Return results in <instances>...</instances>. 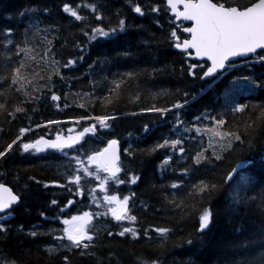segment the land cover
<instances>
[{
	"label": "trees",
	"instance_id": "16d2710c",
	"mask_svg": "<svg viewBox=\"0 0 264 264\" xmlns=\"http://www.w3.org/2000/svg\"><path fill=\"white\" fill-rule=\"evenodd\" d=\"M137 2L144 4L146 0H0V29H14L11 50L0 47V104L4 105L0 109V150L20 135L21 127L26 129L21 140L31 143L42 138L55 140L57 134L63 138L75 136L83 131V127L93 124L99 130V134H85L77 145H73L75 151L43 147L40 152L35 148L23 152L14 145L6 158H0V184L10 187L19 197V203L8 214L10 218L6 222L11 231L7 235L0 233V260L14 259L17 264H64L62 257L68 256L70 264H152V261L156 264H245L252 256L264 251V217L260 215L264 206L261 191L264 189V89L250 90L243 82L230 87V82L238 75L264 79V65L255 62L254 58L248 63L236 60L217 80L190 77L187 75L189 66L205 62L187 59L186 54L169 46L175 41L169 33L176 31L181 41L186 37L182 32L186 25L175 23L173 17L170 21V15L161 13L158 26L153 20L156 13L139 16L131 11ZM237 2L246 4L248 0ZM64 3L84 19L75 21L62 12ZM45 7L47 14L43 12ZM33 8L40 11L32 12ZM25 9L29 11L20 16ZM94 13L107 17L104 24L95 20ZM120 18L138 28L93 41L84 34L87 31L91 35L93 25L105 26L109 21L116 25ZM29 21L33 27L28 30L25 40L24 30ZM16 40L24 41L23 46L30 49L27 55L16 54ZM6 43V40H0V44ZM78 44L83 45V50L77 47ZM99 57H103L102 62L94 63ZM70 58L74 59V64L69 68L62 67ZM56 60L61 61L63 79L55 75L53 61ZM13 68L19 69L15 85H12ZM153 69L162 71L149 76ZM191 70L202 74L199 67ZM129 72L140 75L129 77L120 89H116L114 81L121 79V73ZM49 87L58 100H51ZM177 89L181 90V102L185 99L183 93H189V103L179 110L173 109L166 121L158 120L155 113H139V108L153 103L161 106L174 103ZM226 90L232 101L247 107L235 114L228 108L225 125L214 126L202 117L205 111L212 115L225 111ZM138 91L139 97L136 96ZM151 93L157 94L155 100L151 99ZM36 96L41 99H33ZM16 106L24 107L25 112L8 116L7 113L14 112ZM133 111L138 114L130 115ZM177 111L181 120L177 125L179 135L189 137L181 145L185 152L178 156L175 155L177 150L170 148L151 154L141 152L170 134ZM104 114L118 117L109 122L107 129H99L98 123L90 120L77 122L80 116ZM197 117L201 119L197 120ZM145 124L149 126L148 132L143 131ZM184 127L189 131L184 132ZM213 128L243 134V146L230 150L228 145L236 143L234 138L214 136ZM109 139H116L120 146L119 175L124 180L129 175L139 177L135 184L108 182L107 190L101 192L98 190L100 181L94 175L85 176L83 170L79 172L80 195L52 183H65L69 172L80 167L72 159L75 156H80L83 167L95 173L96 169L88 164L87 155L102 149ZM130 146L131 156L125 152ZM201 150L209 163L197 167L192 164L191 156ZM216 155L222 156V161L215 160ZM166 156L171 159L162 172L159 165ZM239 163H244L245 168L236 179L244 176L249 183L239 190L234 181L232 189L225 187L223 193L213 196L209 204L208 194L198 191L200 181L223 185L226 173ZM172 183H177L178 188L172 189ZM44 184H48V188ZM249 188L254 190L249 191ZM103 193L117 195L120 199L128 195L129 215L136 216V221L112 220L101 204ZM225 194H229L230 199L233 196L253 199L249 204L233 206L226 204ZM53 198L58 201V206H51ZM68 199L73 203L68 204ZM209 206L211 225L202 234L197 233L199 215ZM61 207L64 212L60 211ZM84 211L92 214L87 229L93 235L94 243L88 242L89 248L80 255L79 250L59 247L60 243L67 245L68 242H57L53 236H63L62 219H70ZM42 212L48 219L41 217ZM57 216L59 219L53 220ZM118 224L134 228L137 237L133 239L129 234L126 237L109 236V231L121 230ZM19 226L23 230L17 232ZM157 227L170 231L164 234L152 231ZM51 228L56 229L51 235H26L31 230L41 233ZM145 229L148 235H145ZM188 239L193 240L191 245L186 242ZM49 247L59 250L49 253L46 250Z\"/></svg>",
	"mask_w": 264,
	"mask_h": 264
},
{
	"label": "snow or ice",
	"instance_id": "6c2138e0",
	"mask_svg": "<svg viewBox=\"0 0 264 264\" xmlns=\"http://www.w3.org/2000/svg\"><path fill=\"white\" fill-rule=\"evenodd\" d=\"M182 6L183 10H178ZM79 7V6H77ZM147 9V11H145ZM62 12L68 14L75 21H82L84 18L78 14L73 7H70L68 3H64L62 5ZM28 9H25L20 13V16H23L25 12H28ZM32 12H39L38 8H33ZM131 11L139 16L150 15L152 13H156L157 16L153 17V20L159 26V16L161 13L164 15H169V19L171 21V17H175L176 19H182L183 21L191 22V26L183 27V32L190 35V38L185 37L182 42H180V38L177 35L176 31H171L169 35L175 38L174 42H170L169 46L173 48H177L180 52L188 53L194 51L196 58L202 59L206 61L202 65L192 64L189 66L187 70L188 76H198L199 79L204 80L205 78H212L213 80L217 77H222L224 73L231 67L234 63L232 58H247L245 63H248L249 60L255 59V62L264 65V0H248L246 4H240L237 0H231V2H227V0H146L144 4L135 3L134 6L131 7ZM43 12L47 14L48 9L45 7ZM95 20L99 21L101 24H104V20L107 17L96 14ZM10 18V17H9ZM35 18V17H33ZM33 27L31 25V21L29 24L25 26L24 36L25 40L27 38L28 30ZM134 28H138L135 24H130L125 18H120L118 20V24L112 25L109 21V24L105 26L93 25L91 26V35L88 34L87 31H84V34L88 37L89 41L97 40L98 38H110L114 36L118 32H125ZM14 29H0V40H6V44H0V47H3L5 50L10 51L11 45H13L14 40ZM167 39V37H165ZM24 45V41L16 40L15 41V51L16 54L24 53L27 55L30 51ZM77 47L83 50V45H77ZM257 50H261L258 52ZM251 54V56H250ZM82 59V55L80 57ZM7 59V58H6ZM103 57H99L97 61L94 63H101ZM227 62V63H226ZM55 67V75L60 76L63 79V76L60 72L61 61L56 60L53 61ZM74 64V59L70 58L66 63L62 64V67L69 68ZM91 67V65H90ZM200 68L199 73L192 72V68ZM19 69H12V85L17 83V73ZM162 70L153 69L152 73H148L151 76L153 73H157ZM140 73L129 72V73H121V79L114 81L116 89H120L121 85L125 83V81L129 77H138ZM51 81V76L49 77ZM243 82L244 86L248 87L250 90L252 89H264V79H257L251 75H238L233 78L230 82V87L233 85L241 84ZM19 91V89H17ZM112 91V90H110ZM165 93L167 90H163ZM48 92H52V88H48ZM180 89L176 90L177 98L174 103L169 106H161L158 104H150L147 107L139 108V113H155L157 115V119L161 121L167 120V115L172 112L173 109L179 110L184 105L189 103L188 97L189 93L184 92L183 95L185 99L183 102L179 99ZM163 94V93H162ZM139 91L136 93V96L139 97ZM225 111L223 113H218L216 115H212L211 112L205 111L203 114V119L210 120L212 125H220L223 126L226 123V116L228 108L231 109L232 113H241L247 105L234 102L231 100L228 95V91H225ZM51 100L56 101L59 97L52 92ZM157 98L156 93H151V99L155 100ZM33 99L39 101L41 99L40 96L33 97ZM23 103V102H21ZM78 107H82V105H78ZM4 105L0 104V109H3ZM35 110V109H34ZM25 108L21 106H16L13 111H9L8 116L14 117V113H24ZM138 112L133 111L130 113L132 116H136ZM116 115L104 114V115H86L80 116L77 118V122L79 120H90L98 123L99 129H107L110 127V121L117 119ZM197 120L201 119V117H197ZM172 124L171 121H167ZM51 123H55V121H51ZM156 121H153L155 124ZM181 124L179 111L176 113V122L172 124L170 129V134L164 136L162 141H157L151 147L147 149H141V152H147L151 154L159 149H172L177 150L175 155H179L185 152V148L182 147L183 140L189 139L187 136L181 137L179 135L180 129L177 128V125ZM39 127V125H37ZM149 126L145 124L143 127L144 132H148ZM26 129L21 127L19 129L20 135L16 136L10 143H7L2 150H0V158H6V154L9 153L10 150H13V146L15 145L18 149L23 152H28L29 149L35 148L36 152L41 151V145L46 148L54 149L57 151H61L64 149H73V145H77L85 134L87 133H95L99 134V130L95 126V124L83 127L82 132H78L75 136H69L67 138L61 137L59 134L56 135L55 140H43L37 139L34 143L31 142H23L21 137L25 133ZM71 131V129H69ZM184 132H188L189 128L184 127ZM175 134L176 138H172V135ZM212 134L214 136H222L234 138L236 143H229L228 148L230 150H234L237 146H243L244 144V136L243 134H237L236 131H217L215 128L212 129ZM118 141L116 139H109L107 141V146L102 149L95 150L91 155H87V161L90 165H93L96 169V172L93 173L90 168L83 167L84 161L80 156H75L72 159L76 160L77 164L80 167L76 168L74 171L69 172L66 177L65 183H56L57 188L66 189L69 193H74L75 195H80L81 188V176L79 172L83 170L85 176H95L97 180L100 181L99 188L101 192L107 190L108 182H112L116 185L131 183L135 184L139 177L134 175H129L127 180L121 178L118 175L121 172V166L119 165V157L116 153V146ZM125 152L131 156L133 155V151L131 150V146L129 149H125ZM170 156H166L165 159L159 165L160 170L163 172L166 170L165 166L169 165ZM223 157L220 155L215 156V160L222 161ZM192 164L197 167L207 166L209 163L208 158L203 155V150L198 151L195 155L191 156ZM99 173H104L103 177L99 175ZM239 175L238 168L233 167L230 171L226 173L225 182L223 185H219L213 182H205L203 180L200 181L198 191L200 193H207L209 196V204L211 198L213 196H220L223 193V189L225 187L232 189L233 182L235 181V188L239 190H243L245 185L249 183L244 176H241L239 180H237V176ZM29 179H32L31 177ZM37 183H40L37 181ZM71 185H75L76 187L73 189ZM45 188H48V184H44ZM172 189H177L178 184L172 183L170 185ZM254 188H249V191H253ZM262 193H264V189H261ZM252 197H239L233 196L231 199L229 198V194H225V201L228 205H239V204H249L252 201ZM19 197L14 195L9 188L5 187L3 184H0V233L7 235L11 229L7 226V220L10 218L9 213L12 212L14 205H17ZM104 201L110 205L108 208V212L111 214L112 220L116 222L128 221L134 222L137 217L134 215H129L128 206L130 197L128 195H124L122 199H118L117 195H105ZM68 204H72L73 200L68 199ZM51 206H58V201L53 198L50 202ZM114 205V207H111ZM66 207V205H65ZM61 212H64V208H60ZM43 219H48L45 214L40 213ZM260 215L264 217V206L261 207ZM59 219V217H53V220ZM90 213L88 211H84L82 215H73L71 219H62L60 222L65 226L63 228V236L54 235L53 239L57 242H62L66 240L68 242L67 245L59 244V247H70L75 250H79L80 255H84L85 252L83 250L88 249L90 243H94L93 235L88 233V229L86 226L90 223ZM212 222V213L209 207H205L202 211V214L199 215V226L195 230L197 233L202 234L206 231ZM118 227L121 230L112 232L109 231L107 234L109 236H120L126 237V234H129L131 238L135 239L137 237V231L134 228L128 226H122L118 224ZM17 232L22 231V226L17 227ZM56 229L51 228L48 232L38 233L35 230L28 231L26 235L30 237H36L37 235H51L55 232ZM152 231L158 234H164L169 232L168 228L157 227L153 228ZM145 235H148V230L145 229ZM264 235V233H262ZM189 245L193 243L192 239H188L186 241ZM49 253H54L59 250V248L49 247L46 249ZM76 254L75 252L73 253ZM91 255V253H89ZM6 256V254H5ZM64 264H70V258L68 256L62 257ZM0 264H17L14 259H3L0 260ZM144 264V262H142ZM152 264H156V261H152ZM245 264H264V251L260 252L259 255L252 256L249 260L245 262Z\"/></svg>",
	"mask_w": 264,
	"mask_h": 264
},
{
	"label": "water",
	"instance_id": "95a60500",
	"mask_svg": "<svg viewBox=\"0 0 264 264\" xmlns=\"http://www.w3.org/2000/svg\"><path fill=\"white\" fill-rule=\"evenodd\" d=\"M178 10H180V11H182L183 10V8H182V6H180V8L178 9ZM170 15V14H169ZM173 19H174V22L175 23H181V22H184V23H186L187 25H188V27H190L191 26V22H189V21H183L182 19H176L175 17H173ZM184 33V32H183ZM185 35H186V37L187 38H190V35L189 34H187V33H184ZM183 41V40H182ZM181 41V42H182ZM173 50H175V51H177V52H180V50L179 49H177V48H173ZM258 52H260L261 50H257ZM181 53V52H180ZM183 54H186V58L187 59H190V60H194V61H197V62H206V61H204V60H202V59H198V58H196V56H195V53H194V51H191L190 50V52H188V53H183ZM250 56H251V54H250ZM233 60H234V62L236 61V60H246L247 58H240V57H237V58H232ZM227 63V62H226ZM205 79H207V78H205ZM204 79V80H205ZM43 140H47V139H43ZM107 146V144L105 145V147ZM116 153H117V155H118V157H119V161H120V146H119V143H117V146H116ZM119 161H118V163H119ZM244 166V163H240L239 165H237L236 166V168H238V170H240L242 167ZM119 175V174H118ZM5 187H7V188H9V190L13 193V191L11 190V188L10 187H8V186H6V185H4ZM14 194V193H13ZM15 195V194H14ZM18 203H19V200H18ZM17 203V204H18ZM14 206H16V205H14ZM14 206H12V207H14Z\"/></svg>",
	"mask_w": 264,
	"mask_h": 264
},
{
	"label": "rangeland",
	"instance_id": "374dc122",
	"mask_svg": "<svg viewBox=\"0 0 264 264\" xmlns=\"http://www.w3.org/2000/svg\"><path fill=\"white\" fill-rule=\"evenodd\" d=\"M43 149H41V151H42ZM89 164V163H88ZM90 165V164H89ZM90 166H92V168H95L93 165H90ZM95 189L97 190L98 189V186L96 185L95 186ZM98 190H100V188L98 189ZM106 194L105 193H103V195H102V205H103V207L106 209L105 211L111 216V214L108 212V208L110 207V205H108L105 201H104V196H105ZM118 197V196H117ZM118 199H120L119 197H118ZM111 207H114V205H112ZM82 213L83 212H81L80 214H76L77 216H79V215H82ZM90 213V212H89ZM90 217H91V219H90V223H91V221H92V214L90 213ZM71 219V218H70ZM69 219V220H70ZM90 223H89V225H90ZM89 225L88 226H86L87 228L89 227ZM124 226H126V225H124Z\"/></svg>",
	"mask_w": 264,
	"mask_h": 264
},
{
	"label": "bare ground",
	"instance_id": "6f19581e",
	"mask_svg": "<svg viewBox=\"0 0 264 264\" xmlns=\"http://www.w3.org/2000/svg\"><path fill=\"white\" fill-rule=\"evenodd\" d=\"M239 164H240V163H239ZM239 164H237V165H239ZM237 165H236V166H237ZM236 166H235V167H236ZM244 168H245V165H244L240 170H238V172L240 173Z\"/></svg>",
	"mask_w": 264,
	"mask_h": 264
}]
</instances>
